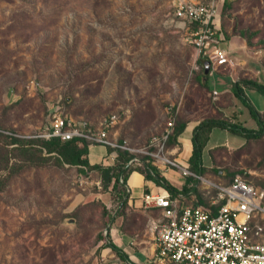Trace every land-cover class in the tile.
Masks as SVG:
<instances>
[{
    "label": "rangeland",
    "instance_id": "1",
    "mask_svg": "<svg viewBox=\"0 0 264 264\" xmlns=\"http://www.w3.org/2000/svg\"><path fill=\"white\" fill-rule=\"evenodd\" d=\"M186 1L212 5L216 44L196 46L173 15L174 0H0V177L6 178L0 264L108 263L102 244L111 216L137 236L127 247L132 259L149 264L147 213L118 207L112 183L104 189L98 171L50 161L9 177L4 153L10 136L43 138L51 109L93 128L114 114L107 136L115 153L128 151L121 146L145 147L169 116L174 126L212 118L257 129L231 86L243 79L264 84V0ZM214 44L227 51L223 65L213 57ZM253 90L244 93L264 108V95ZM258 117L263 129L257 138L210 131L199 187L214 195L209 182L226 184L238 175L264 190V112Z\"/></svg>",
    "mask_w": 264,
    "mask_h": 264
},
{
    "label": "built area",
    "instance_id": "2",
    "mask_svg": "<svg viewBox=\"0 0 264 264\" xmlns=\"http://www.w3.org/2000/svg\"><path fill=\"white\" fill-rule=\"evenodd\" d=\"M173 15L194 38L200 48L209 42L220 40L215 25V10L211 4L200 1L174 0ZM213 46L212 53L217 65L227 62V51ZM111 114L93 128L86 122H75L62 114L59 108L48 114V128L43 138H58L60 141L77 139L90 144L109 147L112 143L107 131L115 123ZM174 117L169 116L161 132L150 138L142 148H127L131 153L127 165L131 170H142L145 174L148 159L155 167L173 168L182 176L202 180L201 174L192 172L176 159L167 147L173 135ZM144 154L146 159L139 155ZM113 151L102 161L103 166L115 162ZM154 161V162H153ZM151 164V165H152ZM153 165V166H154ZM212 184L215 194L211 195L210 206L180 203V194L172 196L167 190L161 193H146L142 197L143 207H157L160 218L153 220L150 229L154 232V252L149 264H264V190L234 175L226 184ZM207 194L210 190L206 188Z\"/></svg>",
    "mask_w": 264,
    "mask_h": 264
},
{
    "label": "trees",
    "instance_id": "3",
    "mask_svg": "<svg viewBox=\"0 0 264 264\" xmlns=\"http://www.w3.org/2000/svg\"><path fill=\"white\" fill-rule=\"evenodd\" d=\"M245 87L252 88L264 95V84L251 79H243L234 81L231 86L233 96L246 107L250 116L258 125L257 129H247L236 122L227 124L225 121L219 119L210 118L201 120L193 129L191 138L192 153L187 161L192 172L196 174H202L205 172V168L201 160L202 150L204 148L205 141L208 139V135L213 128H228L230 131L240 133L248 139L257 138L262 133L263 123L258 117V111L245 95ZM184 125L185 123L183 121H178L175 124L173 135L168 141L169 145L174 143L176 136L182 131ZM7 143L11 145V147L5 150L4 154L6 164L4 167L9 170V177L11 174L19 171L26 165H43L49 163L50 161H54L58 165L67 164L69 166L82 167L85 168V170H96L100 173V179L104 189H107L110 183H112V189L116 197L115 199H119L118 207L126 205L128 194L125 191L124 184L129 173L132 171L127 165V161L131 157V154L128 153V151L118 150L113 165L102 166L97 163L91 164L89 162L87 158L88 145L84 140L78 141L77 139H72L62 142L58 138L54 137L49 139L40 137L25 139L10 136ZM108 151H111V149L109 148ZM145 166L147 169L144 175L145 178L152 180L157 185L163 187L173 197L179 192H185L189 189L186 186H182V188L178 190L158 171L155 166L149 163H146ZM5 179L0 177V191L5 186ZM108 246L111 247L120 258H124V254L116 245L109 242Z\"/></svg>",
    "mask_w": 264,
    "mask_h": 264
},
{
    "label": "crops",
    "instance_id": "4",
    "mask_svg": "<svg viewBox=\"0 0 264 264\" xmlns=\"http://www.w3.org/2000/svg\"><path fill=\"white\" fill-rule=\"evenodd\" d=\"M252 92L259 93L258 91L255 90H253ZM247 96L249 97V95ZM249 100L259 113L261 111L264 112V108L261 109L257 107V105H255L250 98ZM196 125L197 123L186 122L184 128L176 136L174 143L170 147L174 153L173 156H175L179 162L185 163L184 166L188 165L187 161L192 153L191 138L193 134V129ZM86 143L88 145L87 158L91 164L97 163L102 165V161L104 160V158H106V156H108L113 152V150L108 151L110 148L109 146L102 144H95V143L90 144L88 142ZM156 168L178 190L181 189L182 186H186L189 188L185 192L178 193L181 195L180 203L210 206L212 209H214V206L211 205V202L213 201L212 200L213 196H211V194L209 193L207 194L205 190L206 188L203 189L202 187H199L198 185L199 180H196L194 178L189 179V177L186 178V176H182L178 170L173 168H169L166 170L165 168L162 169L158 167ZM79 169L82 172L86 171L85 168L82 167H79ZM144 175L145 174L140 170H132L126 179L124 187L126 193L128 194L126 204L131 205L135 208H143V211L146 212L148 215V226H149L150 234L152 236V248L148 250L149 254L147 255L151 257L154 252L155 234L150 229V224L153 220L160 218L161 210L157 207H149V208L143 207L142 197L146 193H161V192H165L166 190L163 187L157 185L152 180L146 179ZM199 188L201 192L198 191ZM111 201L113 202V200ZM106 207H108V205H106ZM107 227H108V234H106L107 236L104 237L102 244V252H103L102 257L108 261V263L105 264H138L135 260L132 259V256L127 249L129 243L131 244L136 242L137 236L133 238L128 231L124 230L122 226V219L116 217L110 218L109 222L107 223ZM109 242H112L114 245H116L119 248V250L124 254V258H120L119 255H117L116 252L113 251L112 248L108 246ZM138 242L141 243V241ZM136 253H134V255ZM136 255H138V253Z\"/></svg>",
    "mask_w": 264,
    "mask_h": 264
},
{
    "label": "water",
    "instance_id": "5",
    "mask_svg": "<svg viewBox=\"0 0 264 264\" xmlns=\"http://www.w3.org/2000/svg\"><path fill=\"white\" fill-rule=\"evenodd\" d=\"M209 63H210V62H209L208 60H205V61L203 62V64H204V72H205V73L208 71Z\"/></svg>",
    "mask_w": 264,
    "mask_h": 264
}]
</instances>
